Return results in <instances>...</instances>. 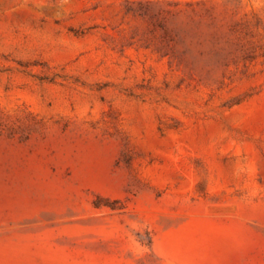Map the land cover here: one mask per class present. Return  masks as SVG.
<instances>
[{"label":"rangeland","instance_id":"1","mask_svg":"<svg viewBox=\"0 0 264 264\" xmlns=\"http://www.w3.org/2000/svg\"><path fill=\"white\" fill-rule=\"evenodd\" d=\"M0 264H264V0H0Z\"/></svg>","mask_w":264,"mask_h":264}]
</instances>
